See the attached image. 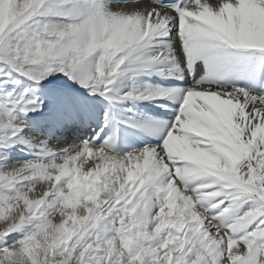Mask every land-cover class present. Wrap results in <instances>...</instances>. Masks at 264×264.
Instances as JSON below:
<instances>
[{
    "label": "snow or ice",
    "instance_id": "1",
    "mask_svg": "<svg viewBox=\"0 0 264 264\" xmlns=\"http://www.w3.org/2000/svg\"><path fill=\"white\" fill-rule=\"evenodd\" d=\"M0 264H264V0H0Z\"/></svg>",
    "mask_w": 264,
    "mask_h": 264
},
{
    "label": "bare ground",
    "instance_id": "2",
    "mask_svg": "<svg viewBox=\"0 0 264 264\" xmlns=\"http://www.w3.org/2000/svg\"><path fill=\"white\" fill-rule=\"evenodd\" d=\"M143 79L149 83H158L159 82L158 78H156V77H152V78L144 77ZM60 80L63 81L64 83H66V85H68L70 88H73V89L78 88V85H73L72 82L70 80H67L66 77H60ZM79 92L83 96L87 97V93L85 92L84 89H79ZM87 101L90 104L96 106V108L98 110V114H97L96 118L93 121H91V124H92V127H94L96 131H99V126H102V124H103L102 113L104 110L107 109L108 105L106 102L101 101L99 97H87ZM159 103H166V102L161 101ZM124 107H133L134 111L139 114V116H138L139 119H146L148 117L159 116V113L164 111V109H157L155 104H146V103L135 105V106L128 104V105H125ZM131 115H132V113H129V114H127V116H121V118L127 119L128 116H131ZM160 118L168 119L169 117L167 115H165V116H162ZM92 127L87 128L86 131L88 133H91L94 135L95 133L93 132ZM106 131H108V130L106 129ZM67 135H68L69 139H71V137L74 135V133L70 132ZM152 140H153L152 137H146V136H141V135H128L126 137L127 144L137 146V147H143L144 143L151 142ZM120 147L124 151L130 150L126 146L125 143H122L120 145ZM16 158L20 159V160H24V159L31 158V155L26 153L25 151L17 150V157Z\"/></svg>",
    "mask_w": 264,
    "mask_h": 264
}]
</instances>
